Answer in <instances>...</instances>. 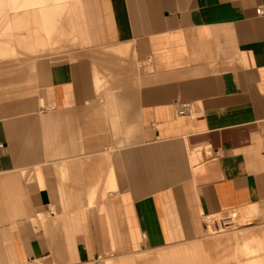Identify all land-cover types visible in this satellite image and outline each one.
Returning a JSON list of instances; mask_svg holds the SVG:
<instances>
[{"label": "crops", "instance_id": "crops-1", "mask_svg": "<svg viewBox=\"0 0 264 264\" xmlns=\"http://www.w3.org/2000/svg\"><path fill=\"white\" fill-rule=\"evenodd\" d=\"M14 1L0 0V264L113 247L192 264L206 216L211 231L250 217L225 263L264 264V0Z\"/></svg>", "mask_w": 264, "mask_h": 264}, {"label": "rangeland", "instance_id": "rangeland-1", "mask_svg": "<svg viewBox=\"0 0 264 264\" xmlns=\"http://www.w3.org/2000/svg\"><path fill=\"white\" fill-rule=\"evenodd\" d=\"M74 5V4H72ZM70 44V43H69ZM103 213V211H101ZM250 217L240 218L237 221H230L229 219L222 220L220 219V216L213 217V220H219L217 226H215L214 231L210 230L211 224L207 225V232L205 235V243L206 247L203 245L204 243H201V246L197 249V252L195 255H200L201 258H195L192 257L191 261L192 264H194L195 260L203 262L204 258V249L207 250V259L212 261V264H221L223 261L224 264L227 261L226 258V239H230V237L234 236V233L237 228H240L243 224L248 223ZM213 226V225H212ZM230 244V242H228ZM234 244V242H232ZM211 249V250H210ZM210 251H212V257L209 256ZM154 253H146L143 255H150ZM143 255H127L125 257L119 256V252L117 248H111V250H105V252L102 254V256L99 259H92L89 264H108L109 262H112L114 264H144L139 262V258ZM211 258V259H210ZM60 260L51 258L46 259L44 261H38L33 264H62L59 263ZM233 264L235 259H232ZM61 262V261H60ZM71 261L69 260L67 263L63 264H70Z\"/></svg>", "mask_w": 264, "mask_h": 264}, {"label": "bare ground", "instance_id": "bare-ground-1", "mask_svg": "<svg viewBox=\"0 0 264 264\" xmlns=\"http://www.w3.org/2000/svg\"><path fill=\"white\" fill-rule=\"evenodd\" d=\"M8 1H9V0H8ZM15 1H16V0H15ZM15 1H14V2H15ZM20 1H21V0H19V1L17 2L18 5H19ZM37 1H38V0H37ZM37 1L34 0V2L36 3V5L39 3V1H38V2H37ZM55 1H56V4H57V3H58V2H57L58 0H55ZM60 1H61V0H60ZM10 2H11V0H10ZM10 2H9V3H10ZM14 2H13V3H14ZM22 2H23V3H21L20 11H21V10L23 11V9H21V7H24V11H25V10H27V8H25V7H28L31 3L29 4V3H24V1H22ZM41 2H42V1H41ZM41 2H40V3H41ZM47 2H48V1H47ZM51 2H52V1H51ZM53 2H54V1H53ZM66 2H67V1H66ZM4 3H5V2H4ZM7 3H8V2H7ZM11 3H12V2H11ZM11 3H10V4H11ZM17 3L15 2V4H17ZM35 3H33V4H35ZM43 3H45V2L43 1ZM43 3H42L41 6L44 5ZM54 3H55V2H54ZM63 3H65V2H63ZM0 4H1V3H0ZM2 4H3V1H2ZM10 4H9V5H10ZM33 4H31V5H33ZM52 4H53V3H52ZM52 4H50V5H52ZM56 4H55V5H56ZM60 4H61V2H60ZM3 5H4V4H3ZM5 5H6V4H5ZM7 5H8V4H7ZM18 5H16L17 7L15 6L16 8L14 7V5L12 6V7H14L13 9H14L15 11H17V10L19 9V6H18ZM39 5H40V4H39ZM41 6H40V7H41ZM59 6H60V5H59ZM1 7H2V6H1ZM7 7H9V6H7ZM32 7H33V6H32ZM35 7H36V6H35ZM40 7H39V8H40ZM29 8L31 9V7H29ZM41 8H42V7H41ZM58 8H59V7H58ZM58 8H57V9H58ZM63 8H64V7H63ZM65 8H66V7H65ZM8 9H9V8H8ZM47 9H48V8H47ZM50 9H51V8H49V10H50ZM54 9H55V8H54ZM57 9H55V10H57ZM44 10H45V8H44ZM51 10H52V9H51ZM12 11H13V10H12ZM37 12H38V10H37ZM42 12H43V11H42ZM44 12H46V10H45ZM53 12H54V11H53ZM18 13H19V12H18ZM21 13H22V12H21ZM40 13H41V11L39 12V14H40ZM57 13H58V12H57ZM36 14H37V13H36ZM43 14H44V13H43ZM37 15H38V14H37ZM43 17H44V16H43ZM54 17H55V16H54ZM20 19H21V18H20ZM52 19H53V17H52ZM43 20H44V19H43ZM18 21H19V20H18ZM54 21H55V20H54ZM12 22H13V20H12ZM6 23H7V22H5V24H6ZM5 24H4V26H5ZM6 25H7V24H6ZM8 25H9V24H8ZM17 25H18V24H17ZM2 28H3V27H2ZM2 28H1V29H2ZM6 30H8V29H5V31H6ZM11 30H12V29H11ZM0 31H1V30H0ZM5 31H4V33H5ZM8 33H9V32H8ZM0 34H1V33H0ZM38 38H39V37H38ZM70 39H71V38H70ZM37 40H38V39H37ZM18 215H19V214H18ZM223 216H224V215H223ZM213 224H214V223H213ZM212 229H213V228H212ZM248 249H249V247H248Z\"/></svg>", "mask_w": 264, "mask_h": 264}, {"label": "built area", "instance_id": "built-area-1", "mask_svg": "<svg viewBox=\"0 0 264 264\" xmlns=\"http://www.w3.org/2000/svg\"><path fill=\"white\" fill-rule=\"evenodd\" d=\"M264 12L262 11V10H259L258 11V14H263ZM190 111H191V107H190V105L189 104H183V105H181L180 107H179V110H178V115H186V114H188V113H190ZM1 148H3V145L2 144H0V149ZM204 221H205V225L207 226L208 224H210L211 223V221H212V216H206L205 218H204Z\"/></svg>", "mask_w": 264, "mask_h": 264}]
</instances>
